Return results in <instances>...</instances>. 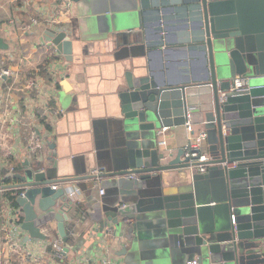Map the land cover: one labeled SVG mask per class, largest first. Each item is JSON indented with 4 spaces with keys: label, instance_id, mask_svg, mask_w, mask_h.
I'll list each match as a JSON object with an SVG mask.
<instances>
[{
    "label": "water",
    "instance_id": "1",
    "mask_svg": "<svg viewBox=\"0 0 264 264\" xmlns=\"http://www.w3.org/2000/svg\"><path fill=\"white\" fill-rule=\"evenodd\" d=\"M131 1L120 21L133 41L123 50L141 62L120 86L125 149L109 171L59 176L52 144L47 161L10 173L18 181L2 187L25 213L23 243L47 239L42 229L53 221L68 243L74 202L64 184L109 178L119 197H101L91 215L98 233L124 243L119 253L161 264H264V0ZM47 40L73 60L67 30L50 29ZM237 78L246 88L231 91ZM201 89L211 97L196 102ZM189 113L202 117L200 148L161 149L158 132L185 125ZM173 171L188 179L167 191L164 172Z\"/></svg>",
    "mask_w": 264,
    "mask_h": 264
},
{
    "label": "crops",
    "instance_id": "2",
    "mask_svg": "<svg viewBox=\"0 0 264 264\" xmlns=\"http://www.w3.org/2000/svg\"><path fill=\"white\" fill-rule=\"evenodd\" d=\"M131 6V0H0V67L13 70L12 76L0 79L1 264H161L156 258L137 261L129 254L119 253L124 244L121 240L96 231L100 225L91 215L92 205L101 197H119L117 188L109 185L112 179L64 184L74 191L70 193L73 207L66 206L68 243L61 238L56 221L42 229L44 233L48 230L47 239L23 243L28 234L22 229L25 213L7 199L8 189L2 187L18 181L10 173H23L26 166L38 165L42 158L47 161L52 144L57 152L59 176L114 168L126 143L118 119L120 86L126 82V72L141 62L132 57L130 48L123 50L125 44L133 41L121 25V16ZM50 29L69 32L73 60H67L47 40ZM54 59L59 61L58 67L51 72L45 65ZM134 73L138 74V70ZM36 77L41 78L42 89H27V81ZM210 97V90L201 89L196 102L208 101ZM26 101L31 102L36 134L43 140L39 159L28 150L26 128L18 123L13 127L5 116L7 109H12L14 115L27 111ZM192 117L194 133H189L185 125L166 127L160 136L161 149L176 151L189 142H199L202 117ZM187 179L177 171L164 172L165 190L171 191ZM15 225H20V229L16 230ZM57 239L65 247L70 246L62 257L55 255L52 245ZM15 242L21 247L15 249ZM149 244L148 240L147 247Z\"/></svg>",
    "mask_w": 264,
    "mask_h": 264
},
{
    "label": "built area",
    "instance_id": "3",
    "mask_svg": "<svg viewBox=\"0 0 264 264\" xmlns=\"http://www.w3.org/2000/svg\"><path fill=\"white\" fill-rule=\"evenodd\" d=\"M34 21L36 22V19H34ZM65 30V29H63ZM58 31H61V30H58ZM58 60L57 59H54V60H51L49 62V65L48 63L45 65V68L47 70H50L51 72H55L56 68L58 67L57 64H58ZM49 67V68H48ZM12 69L8 66H2L0 67V79H6L7 77H10L12 76ZM55 82V80H54ZM42 80L41 78L39 77H36L34 79H30L27 81V84L26 86H28L27 89H38V90H41L42 89ZM246 86H245V83L242 79L240 78H237L234 80V82L232 83V87H231V91H235V90H242V89H245ZM220 98L221 100H224L226 98V92L225 91H221L220 92ZM25 108L28 109L27 111L23 110L19 113V115H14L12 109H7L6 111V120L8 122L11 123V125L14 127V125L16 123L24 126L26 128V130L28 131V150L30 153L34 154L35 156L39 158L42 157V154H41V148L43 146V140L36 134V120H35V114L32 112V109H31V102L29 101H26L25 102ZM46 115V113H45ZM186 126V129L189 133H194V122H193V117H192V114L189 113L188 116H187V122L185 124ZM166 130V127H164L163 129H161L158 134L159 136H162V133L163 131ZM1 135V134H0ZM206 137V133L204 130H202L200 133H199V136L197 138V141H201L203 139H205ZM199 142H195V143H192L191 146L194 147V148H200V143ZM188 156L191 155V156H197L198 153L197 152H194V153H187ZM44 158L42 159H39L38 162H43ZM209 159V156L205 153L201 154L200 156V161H205V160H208ZM197 169L200 171V172H204L207 170V166L206 165H199L197 166ZM13 170V168H12ZM96 174H101L103 173V170L102 169H97L95 170ZM127 178L129 179H136L138 178L137 175L135 174H128L126 175ZM54 187H57L56 185ZM1 188H0V195H1ZM102 193H104V190L101 191ZM74 194V191H69V194ZM16 227V230L20 229V225H15ZM48 230L45 231L46 235H49L48 233ZM48 237V236H47ZM53 248H54V251H55V255L58 256V257H62L63 255H65V246L63 244V241L62 240H55V242H53ZM14 248L17 249V248H20L21 245L19 242H15L13 244ZM0 264H1V259H0ZM92 264V263H91ZM191 264H196V261H193L191 262Z\"/></svg>",
    "mask_w": 264,
    "mask_h": 264
},
{
    "label": "trees",
    "instance_id": "4",
    "mask_svg": "<svg viewBox=\"0 0 264 264\" xmlns=\"http://www.w3.org/2000/svg\"><path fill=\"white\" fill-rule=\"evenodd\" d=\"M6 197L14 206H18V203L16 201L17 193L15 191L8 190V192L6 193Z\"/></svg>",
    "mask_w": 264,
    "mask_h": 264
}]
</instances>
